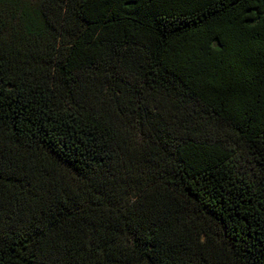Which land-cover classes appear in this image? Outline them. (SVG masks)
<instances>
[{
  "label": "trees",
  "instance_id": "trees-1",
  "mask_svg": "<svg viewBox=\"0 0 264 264\" xmlns=\"http://www.w3.org/2000/svg\"><path fill=\"white\" fill-rule=\"evenodd\" d=\"M33 1L0 0V264H264V0Z\"/></svg>",
  "mask_w": 264,
  "mask_h": 264
},
{
  "label": "rangeland",
  "instance_id": "rangeland-1",
  "mask_svg": "<svg viewBox=\"0 0 264 264\" xmlns=\"http://www.w3.org/2000/svg\"><path fill=\"white\" fill-rule=\"evenodd\" d=\"M26 2L25 3H31V4H34V3H32V1L33 0H25ZM36 1V0H35ZM34 2V1H33ZM6 12H7V9L5 8V7H3L2 5H0V14H6ZM9 25L12 27V26H14L15 24L13 23V24H11V23H9Z\"/></svg>",
  "mask_w": 264,
  "mask_h": 264
}]
</instances>
